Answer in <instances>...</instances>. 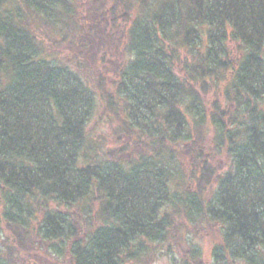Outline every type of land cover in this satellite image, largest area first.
<instances>
[{"label": "trees", "instance_id": "obj_1", "mask_svg": "<svg viewBox=\"0 0 264 264\" xmlns=\"http://www.w3.org/2000/svg\"><path fill=\"white\" fill-rule=\"evenodd\" d=\"M80 3L0 0V264H150L147 243L201 264L206 235L213 264H264V0ZM56 34L126 59L87 72ZM98 102L113 156L88 133Z\"/></svg>", "mask_w": 264, "mask_h": 264}, {"label": "rangeland", "instance_id": "obj_2", "mask_svg": "<svg viewBox=\"0 0 264 264\" xmlns=\"http://www.w3.org/2000/svg\"><path fill=\"white\" fill-rule=\"evenodd\" d=\"M89 0H81V3L79 5L78 11L83 12L84 8L86 7V4L88 3ZM83 6V8L81 7ZM134 17L133 14L127 13L126 11H121L120 13V18L125 22L126 20H130ZM119 23V22H118ZM120 26H124L120 23ZM121 29L117 27L112 30L110 33L111 36L114 38V41L120 39V37H123V34H120ZM125 30V28H124ZM55 40L53 42H49V40L45 39V42L47 45L54 44L56 48V52L54 55H57L58 57H62L63 59L68 58V61H72L73 59H76L78 55L83 54L85 57H81V59L84 61H89L90 65L87 70V67H84V70L89 72H97L99 70L104 71L107 76L114 77V72L118 68L121 61H125L126 55L124 54V51H120L117 48H115V43L112 41H106L103 43V47L99 48V45L93 46V49H81L77 45L75 40H72L73 35L69 34L68 37L71 38V42L63 44L59 47L56 45L60 43L61 35L56 34L55 35ZM122 39V38H121ZM122 41V40H120ZM117 43V42H116ZM78 46V47H77ZM118 47H120V42ZM181 57L183 56V52H181ZM128 60V59H127ZM126 60V61H127ZM70 61V62H71ZM74 62V60H73ZM74 64V63H73ZM215 96V93H208L205 98L207 100L213 99ZM99 102L96 105V108L94 110V113L91 117V120L89 121L87 128H88V133H90L95 136V141L94 143L96 145L99 144V146L102 148L101 152H108L110 156H113L117 149L121 146L120 140L115 137L113 130H114V125L109 124L108 121L106 120V117L104 116V113L102 112V106H99ZM51 207H55L54 205H51ZM0 210H5L4 205H1L0 201ZM6 229L3 230L2 234L0 233V237H4L7 232L5 231ZM213 240L206 236H204V239L199 240L198 243L202 246L201 248V259L200 262L201 264H213V257L211 255V247L213 246ZM149 246V250L152 249H157V251L161 250V253L159 256H157L154 261H152L150 264H169L171 263V259H169V255L166 254L164 255V247L163 249L158 245H152L150 243H147ZM180 248V247H179ZM167 252V251H165ZM163 254V255H162ZM23 260L25 259L26 261L23 262V264H70L69 261L67 260V256L64 253L63 255L58 256L57 254H50L48 252H45V250H38L35 253L28 254V256H22ZM21 258V259H22ZM251 263V262H250ZM238 264H246L244 262H239Z\"/></svg>", "mask_w": 264, "mask_h": 264}]
</instances>
